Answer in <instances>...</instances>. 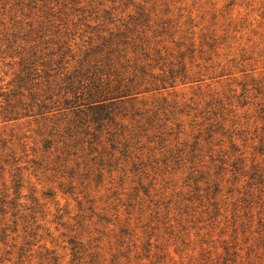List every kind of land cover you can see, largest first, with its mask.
Here are the masks:
<instances>
[{"label": "rangeland", "instance_id": "rangeland-1", "mask_svg": "<svg viewBox=\"0 0 264 264\" xmlns=\"http://www.w3.org/2000/svg\"><path fill=\"white\" fill-rule=\"evenodd\" d=\"M0 264H264V0H0Z\"/></svg>", "mask_w": 264, "mask_h": 264}, {"label": "trees", "instance_id": "trees-1", "mask_svg": "<svg viewBox=\"0 0 264 264\" xmlns=\"http://www.w3.org/2000/svg\"><path fill=\"white\" fill-rule=\"evenodd\" d=\"M76 73H79L78 70H75ZM93 76H95V73L93 74ZM71 77H67V79H70ZM90 79H92V77H88ZM89 96L87 98H85L86 102L85 103H81V104H76V100L75 101H70L72 104H74L72 107H75V109H77L78 114H83L84 111H88L91 112L93 116L94 121H104L105 119L109 118V112L106 111V108L108 106H106V101L108 100V98H103V99H99V100H92L91 99V95L90 93L88 94ZM101 97V96H100ZM79 98V96L75 97ZM69 102V103H70ZM80 106H83L85 108L81 109ZM39 107H44V105H40ZM77 115V114H76Z\"/></svg>", "mask_w": 264, "mask_h": 264}]
</instances>
